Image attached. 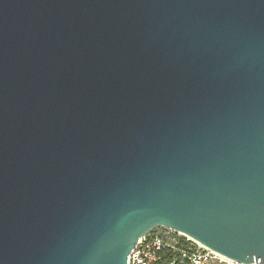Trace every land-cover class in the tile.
I'll use <instances>...</instances> for the list:
<instances>
[{
	"label": "water",
	"instance_id": "obj_1",
	"mask_svg": "<svg viewBox=\"0 0 264 264\" xmlns=\"http://www.w3.org/2000/svg\"><path fill=\"white\" fill-rule=\"evenodd\" d=\"M158 226L264 264V0H0V264Z\"/></svg>",
	"mask_w": 264,
	"mask_h": 264
},
{
	"label": "built area",
	"instance_id": "obj_2",
	"mask_svg": "<svg viewBox=\"0 0 264 264\" xmlns=\"http://www.w3.org/2000/svg\"><path fill=\"white\" fill-rule=\"evenodd\" d=\"M164 252H169L172 256L168 264H245L163 226L154 228L137 241L128 255L127 264H156Z\"/></svg>",
	"mask_w": 264,
	"mask_h": 264
},
{
	"label": "trees",
	"instance_id": "obj_3",
	"mask_svg": "<svg viewBox=\"0 0 264 264\" xmlns=\"http://www.w3.org/2000/svg\"><path fill=\"white\" fill-rule=\"evenodd\" d=\"M172 256L170 255L169 252H164L161 258L157 260L156 264H168L169 261H171Z\"/></svg>",
	"mask_w": 264,
	"mask_h": 264
},
{
	"label": "bare ground",
	"instance_id": "obj_4",
	"mask_svg": "<svg viewBox=\"0 0 264 264\" xmlns=\"http://www.w3.org/2000/svg\"><path fill=\"white\" fill-rule=\"evenodd\" d=\"M182 233V232H181ZM183 234V233H182ZM185 235V234H184ZM189 238H191V237H189ZM192 239V238H191ZM193 241H195L196 243H199V242H197L196 240H194V239H192ZM200 244V243H199ZM202 245V244H201Z\"/></svg>",
	"mask_w": 264,
	"mask_h": 264
},
{
	"label": "rangeland",
	"instance_id": "obj_5",
	"mask_svg": "<svg viewBox=\"0 0 264 264\" xmlns=\"http://www.w3.org/2000/svg\"><path fill=\"white\" fill-rule=\"evenodd\" d=\"M209 264H215V263H209Z\"/></svg>",
	"mask_w": 264,
	"mask_h": 264
}]
</instances>
